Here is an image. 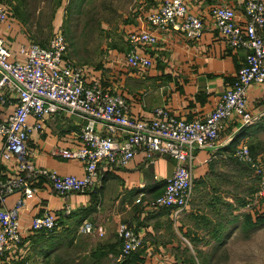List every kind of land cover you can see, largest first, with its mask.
Listing matches in <instances>:
<instances>
[{
	"label": "crops",
	"instance_id": "crops-1",
	"mask_svg": "<svg viewBox=\"0 0 264 264\" xmlns=\"http://www.w3.org/2000/svg\"><path fill=\"white\" fill-rule=\"evenodd\" d=\"M185 1L188 10L204 21L198 38H187L171 28L156 30V44L140 48L150 58V67L142 70L130 66L125 61L128 32L150 29L146 15L161 3V0H137L125 12V25L118 31L119 41L108 48L99 64L87 70L86 81L98 80L102 87L123 95L132 116L148 119L155 107L163 106L186 119L203 117L230 86L245 57V50L232 48L221 37L213 25L210 9L227 3L234 7L238 21L244 22L242 3L241 0ZM9 27L7 22L0 24V34L8 39L13 56L18 57L17 49L25 42L18 40L17 35L14 37V30L6 29ZM14 99V94H7L0 101V119L8 116ZM247 108L257 118L253 123L264 120V84L252 82L248 86ZM85 122L82 116L67 111L50 119L41 133L33 131L26 142L30 160L60 174L82 176V162L62 157L55 149L78 147V134ZM243 125L238 116L232 115L213 148L195 151L191 163V198L188 206L179 212L168 207L146 206L147 200L162 192L165 179L173 171L175 162L167 156H159L147 164L144 153L138 152L125 166L101 163L91 189L72 192L65 198L39 179L35 196L26 199L19 209L22 241L5 255L3 264H27L32 259L42 264L52 255L54 241L67 240L70 244L81 238L88 239L84 246L90 255L112 256L119 250L116 233L119 221L139 233L142 245L122 263L114 258V264H209L208 247L214 244V248H222L239 235L236 218L241 219L240 184L245 177L231 161L226 162L230 154L226 146ZM260 130L264 127L248 130L235 146L262 137L258 134ZM2 141L0 136V146ZM256 156L260 159L263 155ZM18 171L16 158L0 160L2 177L15 176ZM19 197V190L8 194L3 206L12 207ZM66 203L71 207L69 214L62 213ZM46 209L54 211L60 220L55 231L46 234L30 231L31 218ZM84 220L102 226L103 233L80 232L78 227Z\"/></svg>",
	"mask_w": 264,
	"mask_h": 264
},
{
	"label": "built area",
	"instance_id": "built-area-1",
	"mask_svg": "<svg viewBox=\"0 0 264 264\" xmlns=\"http://www.w3.org/2000/svg\"><path fill=\"white\" fill-rule=\"evenodd\" d=\"M241 3L244 22L238 21L234 7L227 3L210 9L213 25L221 37L232 48L245 50V57L214 108L203 117L192 119L177 116L163 106L155 107L148 119L130 115L123 95L107 90L98 80L87 82V70L64 59L67 42L61 31L54 33L46 45L30 42L20 46L18 57L13 56L6 37L0 34V101L7 94L15 96L10 113L0 119L3 138L0 160L16 158L19 170L11 177L0 174V264L11 248L22 241L19 209L26 199L35 196L39 179L65 198L72 192L91 189L101 163L125 166L138 152L144 153L147 164L159 156H167L175 162L173 171L165 179L162 192L147 200L146 206L168 207L175 212L188 206L195 151L213 148L232 115L238 116L244 125L257 119L247 108V90L252 82L264 84V0H241ZM8 19L9 10L0 1V24L8 23ZM146 21L150 29L128 32L125 53V61L142 70L150 67L151 60L140 48L156 44V30L171 28L194 39L204 28L203 19L188 10L185 0H161L156 10L147 13ZM62 111L86 119L78 134V147L55 149L62 157L80 160L84 168L82 176L36 166L29 158L26 142L30 134L41 133L43 126ZM232 154L247 163L257 177L256 190L244 202V209L249 213L260 211L264 207V164L251 154L245 142L236 145ZM17 190L20 197L15 204L4 207L5 197ZM70 211V205L64 204L62 213ZM57 226L56 213L46 209L31 218L29 230L50 231ZM78 230L103 233L102 226L89 220L82 221ZM116 233L121 242L115 260L122 262L142 245V238L124 221L117 223Z\"/></svg>",
	"mask_w": 264,
	"mask_h": 264
},
{
	"label": "rangeland",
	"instance_id": "rangeland-1",
	"mask_svg": "<svg viewBox=\"0 0 264 264\" xmlns=\"http://www.w3.org/2000/svg\"><path fill=\"white\" fill-rule=\"evenodd\" d=\"M0 1L9 10L8 24L11 27L6 29L14 30V37L17 35L18 40L25 42L20 46L30 42L46 45L54 33L61 31L67 42L64 59L88 71L104 59L106 51L112 44L119 41L118 31L125 25V12L137 3V0ZM7 43L9 45L8 39ZM258 134H262V137L249 139L245 143L250 146V152L254 157L257 153L263 155L260 159L264 164V130H260ZM235 158L230 152L226 162L231 161L237 166ZM237 168L241 171L242 177H245L240 185L243 192L242 200L244 197L247 200L252 196V190L256 188V180L252 172L239 165ZM242 206L241 219L236 218V223L240 225L239 235L222 248L216 249L214 244L213 247H208L209 264H264V222L253 223L256 220L253 216L256 211L250 212L251 216L244 209V203ZM249 217L253 221L249 220ZM66 241L62 240V243L54 241L52 255L42 264H114V258L119 252L116 250L112 256L96 258V255H90L86 251L88 248L84 244H87V238L72 241L70 244ZM27 264L39 263L37 259H32Z\"/></svg>",
	"mask_w": 264,
	"mask_h": 264
},
{
	"label": "trees",
	"instance_id": "trees-1",
	"mask_svg": "<svg viewBox=\"0 0 264 264\" xmlns=\"http://www.w3.org/2000/svg\"><path fill=\"white\" fill-rule=\"evenodd\" d=\"M41 45H45V44H41ZM263 128L264 127V120L263 121H257L256 123H252V124H248V125H243V128H241V130L240 131H238L235 135H234V137L231 139V141L227 144V146H226V149L229 151V152H233V149H234V147H235V144H236V141L241 137V136H243L244 134H246L247 133V131L248 130H250V129H255V128ZM250 147V146H249ZM252 147V146H251ZM252 153V152H251ZM235 160H236V162H237V166L239 165V166H242V168H245L246 169V171L248 170L249 172H252V169L250 168V166L247 164V163H245V162H243V161H240V160H238L237 158H235ZM237 166H235L236 168H237ZM238 169V168H237ZM255 177V180H256V184H257V177L256 176H254ZM165 184V183H164ZM256 187H257V185H256ZM256 190V188L254 189V190H252V192H254ZM251 193V192H250ZM242 201V204L246 201V197H244V199L243 200H241ZM263 210H260V211H257V212H255V214L253 215L255 218H256V220L253 222V223H255V222H257V223H262V222H264V207L262 208ZM250 215H251V213H249ZM252 216V215H251ZM249 220H251V221H253L250 217H249ZM59 222H60V220H58V224H59ZM57 228V227H56ZM55 228V229H56ZM55 229H53V230H50V231H45V230H42V231H39V232H41V233H44V234H46V233H52L53 231H55ZM119 241H120V239H119ZM121 242V241H120ZM120 246V245H119ZM120 249V248H119ZM119 251V250H118ZM117 251V252H118ZM132 253V252H131ZM131 253H129L128 255H127V257L123 260V261H125L128 257H129V255L131 254ZM122 261V262H123ZM121 262V263H122Z\"/></svg>",
	"mask_w": 264,
	"mask_h": 264
}]
</instances>
